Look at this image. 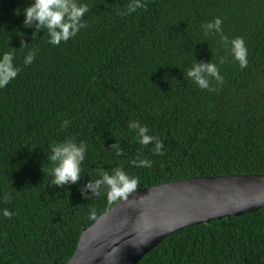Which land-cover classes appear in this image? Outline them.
I'll return each mask as SVG.
<instances>
[{
    "label": "trees",
    "instance_id": "trees-1",
    "mask_svg": "<svg viewBox=\"0 0 264 264\" xmlns=\"http://www.w3.org/2000/svg\"><path fill=\"white\" fill-rule=\"evenodd\" d=\"M81 2L86 27L52 45L45 29L33 37L23 25L30 0H0V54L13 52L20 68L0 89V264H67L83 231L119 202L106 188L82 196L102 170L122 168L136 188L264 174V0H143L123 16L130 0ZM217 17L222 33L205 35ZM221 35L243 37L247 67ZM196 61L215 63L223 82L199 88L186 75ZM131 121L162 142L159 154L139 143ZM66 139L87 152L80 179L55 186L49 147ZM144 158L151 167L133 163ZM139 264H264V208L181 230Z\"/></svg>",
    "mask_w": 264,
    "mask_h": 264
},
{
    "label": "water",
    "instance_id": "water-1",
    "mask_svg": "<svg viewBox=\"0 0 264 264\" xmlns=\"http://www.w3.org/2000/svg\"><path fill=\"white\" fill-rule=\"evenodd\" d=\"M264 208V174L198 177L136 188L80 237L67 264H139L173 234Z\"/></svg>",
    "mask_w": 264,
    "mask_h": 264
},
{
    "label": "clouds",
    "instance_id": "clouds-1",
    "mask_svg": "<svg viewBox=\"0 0 264 264\" xmlns=\"http://www.w3.org/2000/svg\"><path fill=\"white\" fill-rule=\"evenodd\" d=\"M145 7L143 0H130L125 11H119L123 16L135 12L138 8ZM89 12V7L81 0H30V4L22 10L24 16L23 25L26 28H35L32 36L37 35L40 29H45L49 35L48 43L59 45L70 38L76 36L80 29L86 27L84 22L85 14ZM17 14H20L17 12ZM223 21L217 17L212 22L202 25L205 35L210 33H222ZM221 40L225 46L229 47L230 54L239 63L241 68L248 65V49L243 37H236L229 41L228 37L221 35ZM25 44L23 41L20 45ZM19 47V48H20ZM35 59V51H29L23 59L25 66L31 65ZM14 53L4 52L0 54V89L6 87L14 80L20 68L13 63ZM223 63V60L220 61ZM188 78L195 82L201 89L213 90L210 87L209 78H214L218 83L223 82L219 69L215 63L195 62L186 72ZM69 121H62V127H67ZM129 127L135 130L139 143L148 145L154 142L156 153L162 151V142L156 137L148 134V128L141 125L138 121H131ZM117 155H120L122 149L114 144ZM48 154V163L52 164L50 174L51 183L55 186H64L75 184L81 176L82 163L87 152V145L80 141L77 143L74 139H66L60 143L50 145ZM140 167H151L152 162L146 158L133 161ZM46 164V165H47ZM46 165L42 166V171H48ZM138 184L134 176H129L122 168H114L111 173L106 170L100 172L99 178L89 180L81 189V194L86 199L96 197L105 191L106 199L110 202H116L126 199L132 193ZM87 190V191H85ZM14 213L7 208L2 210L4 217H11ZM90 217H95V210H90Z\"/></svg>",
    "mask_w": 264,
    "mask_h": 264
}]
</instances>
